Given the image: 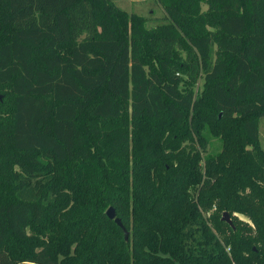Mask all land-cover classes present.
<instances>
[{"label":"trees","instance_id":"1","mask_svg":"<svg viewBox=\"0 0 264 264\" xmlns=\"http://www.w3.org/2000/svg\"><path fill=\"white\" fill-rule=\"evenodd\" d=\"M158 1L0 0V264H264V0Z\"/></svg>","mask_w":264,"mask_h":264},{"label":"rangeland","instance_id":"2","mask_svg":"<svg viewBox=\"0 0 264 264\" xmlns=\"http://www.w3.org/2000/svg\"><path fill=\"white\" fill-rule=\"evenodd\" d=\"M122 10L131 16H136L146 20V26L151 29L160 24L168 22V17L158 0H111ZM203 82L200 81L196 87V93L202 90ZM0 102H10V97L5 92L0 91ZM261 146L264 150V117L259 118ZM222 142L220 139H212L209 152L217 153L221 150ZM239 219L248 221L244 215L235 214Z\"/></svg>","mask_w":264,"mask_h":264},{"label":"water","instance_id":"3","mask_svg":"<svg viewBox=\"0 0 264 264\" xmlns=\"http://www.w3.org/2000/svg\"><path fill=\"white\" fill-rule=\"evenodd\" d=\"M108 218L112 221H114L123 231H124V234H125V240L126 241H129V232L126 230V228L124 227L121 219L117 218V214H116V211L113 207H110L107 212H106ZM222 221L229 224L230 226L234 227V223H233V220L230 216L229 213H224L223 214V217H222Z\"/></svg>","mask_w":264,"mask_h":264},{"label":"built area","instance_id":"4","mask_svg":"<svg viewBox=\"0 0 264 264\" xmlns=\"http://www.w3.org/2000/svg\"><path fill=\"white\" fill-rule=\"evenodd\" d=\"M247 222H249V221H247ZM230 250L228 249V252H229Z\"/></svg>","mask_w":264,"mask_h":264}]
</instances>
